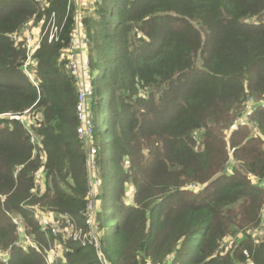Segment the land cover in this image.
<instances>
[{"label":"trees","instance_id":"16d2710c","mask_svg":"<svg viewBox=\"0 0 264 264\" xmlns=\"http://www.w3.org/2000/svg\"><path fill=\"white\" fill-rule=\"evenodd\" d=\"M53 14L34 85L23 31ZM78 24L88 141L69 65ZM260 103L264 0H0V264H102L78 231L110 264H264Z\"/></svg>","mask_w":264,"mask_h":264},{"label":"built area","instance_id":"2783aa9c","mask_svg":"<svg viewBox=\"0 0 264 264\" xmlns=\"http://www.w3.org/2000/svg\"><path fill=\"white\" fill-rule=\"evenodd\" d=\"M71 1L73 3H77V0H71ZM71 4L72 3L69 2V4H68L69 8L71 7ZM59 29L60 28L56 24V15L53 14L50 22L48 23L47 31L45 30L43 32V39L46 36H49V42H52L53 40L57 41ZM48 31H49V33H48ZM23 35L25 37L26 48H27V60L24 63L23 70H24L25 74L28 76V78L30 79V81L34 85H37L35 79L33 78L32 70H31V64L33 61L32 59H33L34 53L40 47L41 42H39L35 48H32L30 45V39L27 38L28 34H26L24 31ZM14 39L17 40L16 37H14ZM76 45H77V47H85L86 48V39L84 38L83 35H81V37H79V38L75 37L72 41V45L70 46V49H69V57H70L69 65H70L71 70L73 71V74L75 75V77L80 78V81L82 82V86H81L80 91H79V98H78V102H77V114H78L77 132H78L79 138L81 140L88 141L90 139L92 133H93L94 125L88 119L87 102H88V98L94 94V90H93V88L91 86V82L88 78V72L90 69V61L88 58H86V53L84 56H80L76 53ZM84 52H86V50ZM250 102L252 103L253 100L251 99ZM258 105L264 106L263 103H260ZM255 106H256V104H252V105L247 106L245 116L242 118H238L235 121L233 127L237 128L238 126H240L241 122L245 123V120H248L249 116L252 114V112H254ZM21 121L24 122L23 120H21ZM33 140H34V138H33ZM95 154H96L95 148H93V147L90 148L89 166H90V170L92 172H95V170H96V162L94 159ZM98 185H99L98 181H93L94 187H96ZM94 190H91L89 192V194L93 195ZM89 209L93 210V206L90 205ZM87 222H88V224L91 225V223H92L91 214L89 215V219ZM69 229H72V228H69ZM82 234H83V232H81V231L75 232V234H74L75 240H80V241H83L84 243L88 242L89 244H94L95 248L97 249L98 256H99L102 264H110L108 262L106 256H105L104 252L100 248V246L98 244V240L95 237V235L90 234V233L85 234V235H82ZM50 257L52 259H54L53 261H56L58 258V255H56L55 252L53 251V252H51ZM3 261L6 263V260H3ZM148 264H152V263H148ZM155 264H161V263H155Z\"/></svg>","mask_w":264,"mask_h":264},{"label":"rangeland","instance_id":"374dc122","mask_svg":"<svg viewBox=\"0 0 264 264\" xmlns=\"http://www.w3.org/2000/svg\"><path fill=\"white\" fill-rule=\"evenodd\" d=\"M83 2H84V0H77V3H76L77 7L82 8V6H83ZM71 7H73V6L71 5ZM77 13H78V17H77V18H78V23H80V22H81V16H80L79 12H77ZM81 29H82V28H81V24H78V25H77V30H79V33H78V32L76 33L77 38H78V37H81V36H80V33L82 32ZM45 30L47 31V27L44 29V28L42 27V24H41V23L38 24V25H35L34 23H33V24H30V25H28V26L26 27V29H24L25 33L28 34V35H27V38L30 39V45H31L32 48H35L39 42H42V40H43V32H44ZM80 30H81V31H80ZM24 31H23V34H24ZM48 33H49V31H48ZM23 36H24V35H23ZM85 50H86L85 47H77V45H76V53H77L78 55H80V56H84V55H85V52H84ZM33 78H34V77H33ZM31 114H32V113H28V114L24 115L23 117H21V119L24 121V123H25L29 128H31V126H32V122H33V117L31 116ZM240 125H241V126H244V123L241 122ZM32 134L34 135V133H32ZM32 141L35 142V140H33V138H32ZM94 193H95V190H94ZM43 218L47 219L46 216H44ZM16 221H17V220H16ZM17 222H18V221H17ZM18 223H19V222H18ZM20 227H21V225H20ZM70 231L73 232L72 229H71ZM70 234H71V233H70ZM152 264H155V263H152Z\"/></svg>","mask_w":264,"mask_h":264},{"label":"crops","instance_id":"0c3cea01","mask_svg":"<svg viewBox=\"0 0 264 264\" xmlns=\"http://www.w3.org/2000/svg\"><path fill=\"white\" fill-rule=\"evenodd\" d=\"M81 31V30H80ZM77 32L79 33V30H77ZM82 35V33H80V36ZM77 37V36H76ZM79 38V37H78ZM78 40V39H77Z\"/></svg>","mask_w":264,"mask_h":264}]
</instances>
